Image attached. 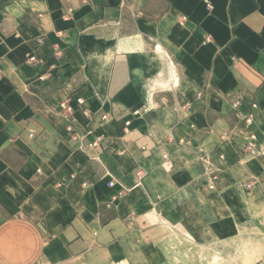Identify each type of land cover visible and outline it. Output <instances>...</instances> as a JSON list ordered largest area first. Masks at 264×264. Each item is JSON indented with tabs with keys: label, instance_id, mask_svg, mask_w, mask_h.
<instances>
[{
	"label": "crops",
	"instance_id": "1",
	"mask_svg": "<svg viewBox=\"0 0 264 264\" xmlns=\"http://www.w3.org/2000/svg\"><path fill=\"white\" fill-rule=\"evenodd\" d=\"M256 238L264 0H0V264H199Z\"/></svg>",
	"mask_w": 264,
	"mask_h": 264
},
{
	"label": "rangeland",
	"instance_id": "2",
	"mask_svg": "<svg viewBox=\"0 0 264 264\" xmlns=\"http://www.w3.org/2000/svg\"><path fill=\"white\" fill-rule=\"evenodd\" d=\"M69 102L72 98H65L59 103V110L64 114L73 116L69 110ZM75 108L77 105L72 103ZM199 264H264V238H256L247 243L244 240H239L231 244L216 245L204 249V259Z\"/></svg>",
	"mask_w": 264,
	"mask_h": 264
},
{
	"label": "built area",
	"instance_id": "3",
	"mask_svg": "<svg viewBox=\"0 0 264 264\" xmlns=\"http://www.w3.org/2000/svg\"><path fill=\"white\" fill-rule=\"evenodd\" d=\"M32 59H35V58H32ZM76 101H77V106L79 108H81L82 112L89 119H91V113H90L89 109L86 108V107H82V105L84 104V99L81 98V97H78ZM66 103H69L70 104L69 105V110H71V112L73 113L76 110V108L74 106H72L73 101L71 103V100L69 102V99H66ZM239 105H240V101L239 100H234V102H233L234 109L239 110ZM256 107H257V104L254 103L252 105V108H256ZM237 116L240 119L244 120L247 124H251L253 122V120H254V113L253 112L244 113V112L238 111L237 112ZM106 119H107V117L106 116H103V120H106ZM127 124H129V122ZM88 134L89 135H93V139L91 141H89V146L92 147V148H94V149H98L99 146H100V144H101V141H102L104 135L103 134H97V133H95L92 128H88ZM248 140H249L248 141V150L251 151V152H253V153L258 152L257 151L258 149H257V147L254 144L256 142V136H255V134L250 133L249 136H248ZM221 157H223V155H221ZM203 160L206 163V160L207 159H203ZM211 165H212L211 163L207 164L205 173H211V169H212L211 168ZM137 175L139 176L140 179H142V177L144 176V172L142 170H138ZM213 178H216V175H214ZM109 185L110 186L114 185V181H110L109 182ZM247 186L250 187L251 184L248 183ZM211 187H213V185H211Z\"/></svg>",
	"mask_w": 264,
	"mask_h": 264
}]
</instances>
